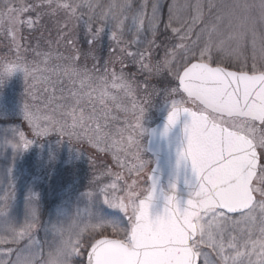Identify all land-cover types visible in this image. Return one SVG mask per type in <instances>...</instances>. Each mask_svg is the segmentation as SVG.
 Segmentation results:
<instances>
[{"label": "snow or ice", "instance_id": "6c2138e0", "mask_svg": "<svg viewBox=\"0 0 264 264\" xmlns=\"http://www.w3.org/2000/svg\"><path fill=\"white\" fill-rule=\"evenodd\" d=\"M45 17L71 55L26 42ZM0 36V77L33 82L0 125V264H264V0H0ZM65 140L109 158L85 191L58 187Z\"/></svg>", "mask_w": 264, "mask_h": 264}, {"label": "rangeland", "instance_id": "374dc122", "mask_svg": "<svg viewBox=\"0 0 264 264\" xmlns=\"http://www.w3.org/2000/svg\"><path fill=\"white\" fill-rule=\"evenodd\" d=\"M98 3L101 5H106L109 3V0H97ZM164 14L166 18L167 14V9H164ZM34 15V14H33ZM51 29V31H49ZM24 34L27 37L26 42L30 44L32 47H35L37 43L39 44V47L42 51H47L49 49V41H51V50L56 51L59 49L60 52L64 53L65 55H71V52L66 48V45L60 44L59 46L57 45V33L55 28L52 26L51 21L49 18L45 17L44 23L39 26V28L36 31L31 32L29 35L28 30H24ZM130 38V37H129ZM102 42L105 44L106 47L109 49V39L107 36H104L102 39ZM7 40L3 37L0 36V61H4L5 59L11 60L13 59L14 54L9 52V49L7 47ZM76 47L78 49H81L82 51H87L88 50V45L86 42H84V36L81 33L79 36L76 37ZM250 54V53H249ZM28 59L29 60H36L37 62L39 61V58L35 57L34 54L29 51L27 53ZM57 63H62L61 61H55L53 60L49 67L52 65H55ZM81 66H87L88 69H92V66L94 64V60L91 61V57H89L87 60L81 59L79 61ZM46 75H49L50 73H45ZM37 75H40V73H37ZM53 79H56L55 76H53ZM142 79V77L140 78ZM32 80L29 79L28 85L25 84V80L23 78L22 73H15L8 81L5 82L3 87H0V115L6 116L10 119V121H0V125L4 123H17L21 124L22 122L16 120V116L18 114V111L21 107V105L27 101L28 103H33L31 98L26 95L27 91H31L30 85L32 84ZM43 84H37L35 91L36 95L38 97L43 98V102H47V98L51 95V90L49 92L45 93L43 91ZM64 89L63 95L66 97H69L64 103L71 104L72 100L69 96V93L72 89V85L65 80L63 85L58 84L57 85V95H60L61 93L59 92L60 88ZM117 95H120L117 93ZM35 103L38 106H42V102L40 99L35 101ZM93 103H96L95 101ZM124 103H127V101H124ZM161 104V100L158 97L153 98V105L154 106H159ZM109 105L112 108V111L115 115L122 117L123 113H120L116 111L115 106L112 104L111 101H109ZM86 109V111L90 110V106L85 104L83 105ZM97 108L100 109V105L97 103ZM162 113H157L155 110V107H151L149 112H148V117L149 121L151 123V126H154L160 118H162ZM118 121L110 122L109 130L114 131L115 126L118 124ZM25 130L26 125L23 126ZM55 138H53L54 140ZM71 147L75 152H79L82 154V157L77 160L75 158L72 159L71 163H65L69 159V152L68 149ZM90 158L96 159L97 165L99 166L100 162L109 159L102 153H97L95 149L91 148L88 144H71L69 145L67 140H65L64 145L62 146L61 150V163L58 165L57 168V173L58 176L61 178V182L58 185V187H66L69 184H75L76 188L78 191H85L87 190V185H88V179L89 177L93 174L94 169L90 167L89 160ZM146 158H149V156H146ZM98 170V168L96 169ZM46 188V185L44 186ZM78 194V192L76 193ZM22 197L18 196V202H17V209L16 213L18 216H21L22 213V205L20 203V200ZM45 201L46 203L54 207L55 202L53 200V197L49 195L47 192H45ZM72 213L75 212V197H73V204L70 206ZM80 207H83V203H81ZM22 218V216H21ZM45 220H47L49 217L46 214L43 217ZM71 224V219H69L66 222V225ZM39 238L41 241L44 240V234L41 232L38 234ZM51 240V236L48 238Z\"/></svg>", "mask_w": 264, "mask_h": 264}, {"label": "flooded vegetation", "instance_id": "af4514ba", "mask_svg": "<svg viewBox=\"0 0 264 264\" xmlns=\"http://www.w3.org/2000/svg\"><path fill=\"white\" fill-rule=\"evenodd\" d=\"M84 42H86L85 41V37H84ZM109 51H110V49H108V47L105 46V44L102 42V40H100L99 43H98V45H97V52H96V54L99 56L101 63H103L104 60L108 59V57H109ZM92 60L93 59L91 58V61ZM94 63H96V61H94ZM118 67H119V65H117V68Z\"/></svg>", "mask_w": 264, "mask_h": 264}, {"label": "clouds", "instance_id": "9594fccd", "mask_svg": "<svg viewBox=\"0 0 264 264\" xmlns=\"http://www.w3.org/2000/svg\"><path fill=\"white\" fill-rule=\"evenodd\" d=\"M7 67L6 62L0 61V73L4 72ZM11 77H0V87H3L5 82L8 81Z\"/></svg>", "mask_w": 264, "mask_h": 264}, {"label": "water", "instance_id": "95a60500", "mask_svg": "<svg viewBox=\"0 0 264 264\" xmlns=\"http://www.w3.org/2000/svg\"><path fill=\"white\" fill-rule=\"evenodd\" d=\"M155 126V125H154ZM181 126H182V124H181ZM150 155V154H149Z\"/></svg>", "mask_w": 264, "mask_h": 264}]
</instances>
